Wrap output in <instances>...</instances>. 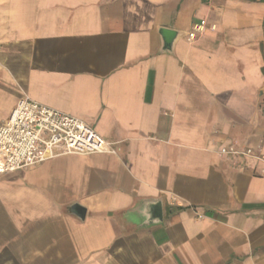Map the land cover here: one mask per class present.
<instances>
[{"label":"crops","instance_id":"0c3cea01","mask_svg":"<svg viewBox=\"0 0 264 264\" xmlns=\"http://www.w3.org/2000/svg\"><path fill=\"white\" fill-rule=\"evenodd\" d=\"M263 19L260 0H0V123L29 97L108 142L0 175V264H264V160L219 153L264 155Z\"/></svg>","mask_w":264,"mask_h":264},{"label":"built area","instance_id":"2783aa9c","mask_svg":"<svg viewBox=\"0 0 264 264\" xmlns=\"http://www.w3.org/2000/svg\"><path fill=\"white\" fill-rule=\"evenodd\" d=\"M205 20L194 24L188 37L203 29ZM108 150V142L80 118L23 97L0 123V175L36 165L62 154H89ZM225 156L243 155L264 160L261 148L223 145ZM264 177V170L261 173Z\"/></svg>","mask_w":264,"mask_h":264},{"label":"water","instance_id":"95a60500","mask_svg":"<svg viewBox=\"0 0 264 264\" xmlns=\"http://www.w3.org/2000/svg\"><path fill=\"white\" fill-rule=\"evenodd\" d=\"M161 32H162V36L165 39V43H167L168 45H170L171 42H172V40L176 36V32L174 30H170V29H162ZM161 213H162L161 212V206H160V203L158 202V205L156 207L155 214H156V216L158 215L160 217L161 216ZM82 214H84V210L82 211Z\"/></svg>","mask_w":264,"mask_h":264},{"label":"trees","instance_id":"16d2710c","mask_svg":"<svg viewBox=\"0 0 264 264\" xmlns=\"http://www.w3.org/2000/svg\"><path fill=\"white\" fill-rule=\"evenodd\" d=\"M261 2H264V0H260ZM263 27H264V19H263ZM261 49H262V52H263V56H264V40H263V43L261 45ZM263 72H264V66L262 68Z\"/></svg>","mask_w":264,"mask_h":264}]
</instances>
